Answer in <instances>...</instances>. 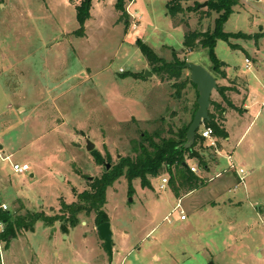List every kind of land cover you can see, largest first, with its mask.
<instances>
[{"label":"rangeland","instance_id":"374dc122","mask_svg":"<svg viewBox=\"0 0 264 264\" xmlns=\"http://www.w3.org/2000/svg\"><path fill=\"white\" fill-rule=\"evenodd\" d=\"M196 1L202 2L182 1L183 12L172 19L168 0H136L130 9L141 13L137 27L128 29L115 0H91L84 34L76 35L80 0H1L0 202L7 211L60 213L61 202L75 200L104 163L133 155L144 131L169 136L168 128L190 121L195 87L187 83L177 98L173 79L153 73L137 39L163 61H171L175 50L179 59L217 77L207 48L189 51L182 45L185 31L215 25L218 14L207 16L206 5L192 9ZM223 31L257 35L218 38L213 50L218 70L243 76L233 79L242 86L246 79L251 108L230 120L235 134L222 148L224 156L208 139L195 144L210 166L207 173L195 157H186L204 182L182 197L188 218L180 221L178 210L171 211L177 197L169 182L165 189L158 186L161 177L169 178L165 169L150 186L133 179L132 190L121 176L106 189L103 208L116 248L112 258L91 213L66 229L64 219L52 225L38 220L7 244L1 241L3 264H264V0H237ZM248 54L255 62L243 71ZM146 70L154 76H145ZM188 75L183 69L182 78ZM219 95L212 91L215 104ZM87 139L94 143L91 150ZM93 150L104 163L95 162ZM15 163L29 169L16 172ZM234 170L244 179L235 180L236 186L225 181ZM218 184L213 203L210 194Z\"/></svg>","mask_w":264,"mask_h":264},{"label":"trees","instance_id":"16d2710c","mask_svg":"<svg viewBox=\"0 0 264 264\" xmlns=\"http://www.w3.org/2000/svg\"><path fill=\"white\" fill-rule=\"evenodd\" d=\"M90 1L91 0H80L76 5V16L80 24V27L74 32L76 35L84 34V23L89 17ZM182 1L185 0H169L167 2L168 13L172 19L178 12H183ZM206 2V15L211 16L212 12L218 14L215 18L214 28L204 31L200 29L185 31L182 45L189 51L198 47L207 48L217 76L223 77L225 73L218 70L219 60L213 51L216 40L218 38L228 40L231 36H243L247 39H252L253 36L257 37V35L223 31V24L232 12V7L237 0H206ZM125 4L126 0H115L114 3L115 9L121 12V15L125 18L124 20L127 18ZM199 4H201V2H196L195 5L192 6V9L198 8ZM137 45L154 74L159 76L161 80L166 78L169 80L173 79L171 85L175 88L174 93L177 98L184 96L182 90L187 83L195 87L189 75L182 78V70L184 69L183 64L186 60L179 59L175 50H173L172 53V60L166 62L163 61L162 57H160L147 43L137 39ZM225 89V86L218 85L217 92L227 104L231 105L224 94ZM196 93L198 96L197 91ZM213 104L215 103L211 100V105ZM196 108L197 102L195 100L190 121L179 126L174 131L168 128L167 131L170 133L169 136H163L161 131L158 130L152 133L144 131L141 135V140L133 147V155L121 156L115 164H112L108 168L104 165V170L101 175L88 181L87 188L75 194V200L70 203L61 202L60 213L48 216L39 211H27L25 214L14 216L13 213L7 210H0V220L5 224L1 234V241L7 244V241L15 237L17 233L31 229L38 220L42 221L45 225H52L54 222L64 219L65 221H62L61 224L63 229L67 228V224L73 227L79 223L80 214L88 216L93 213L96 225L108 221L109 217L103 209L106 203L105 192L108 186L121 176L127 179L129 182V190H132L131 182L133 179H139L141 186H150V179L159 176L162 170L165 169L169 174V187L177 197H180L181 190H184L183 192L190 191L203 185L204 182L202 178L191 172L185 161L186 157H195L202 166L206 165L203 156L200 154V150L194 148L195 144L203 139L199 134L196 135L195 142L190 148H184L186 130L193 118ZM223 111V107L215 104L213 110H209V119L204 121L205 126L212 128L215 137L225 138L227 136L220 122ZM91 153L96 163H103L104 157L102 155L98 154L95 150Z\"/></svg>","mask_w":264,"mask_h":264},{"label":"crops","instance_id":"0c3cea01","mask_svg":"<svg viewBox=\"0 0 264 264\" xmlns=\"http://www.w3.org/2000/svg\"><path fill=\"white\" fill-rule=\"evenodd\" d=\"M203 1H206V0H202L201 4H203ZM135 2H136V0H135ZM196 2H198V1H196ZM134 4H132L131 6H133ZM201 4L198 5V8H200L202 6ZM134 10L136 11L137 15H139L141 13V12H139L136 9H134ZM126 24L128 25V29H129V27H130L129 22L127 21ZM192 30H194V29H192ZM202 31H204V30H202ZM182 41H183V39H182ZM245 58H248L249 59V64L246 67V64L247 63L245 62L243 71H246V69L247 68H250V65L255 62V58L251 57L249 54ZM143 60L145 61L146 59L143 57ZM244 61H245V59H244ZM146 63H147V61H146ZM221 71H223L225 73V76H223V77L222 76H217L216 77L214 74L213 75L215 76V78L217 80V85L225 86L226 89L224 91V94H225L226 98H228V100L231 103V105L227 104L222 99V96L219 95L220 96V100H219V102L217 104L220 105V107H223L224 108V111L222 112V119L220 120V122L222 124V127L225 129V131L227 133V137L226 138L216 137L217 138V141H220V143H221V149H219L220 144H218L219 142H217L216 149L218 150L217 151L218 153L217 152L216 153H217L218 156H224L223 154H221V150H222V148H224L225 144H227V142L230 140V137H232V134H235L233 132L234 126L230 124V120L232 118L237 119V120L242 119L243 116H244V114H242L240 110H242V108H244L245 109L244 110L245 113H247L249 111V109L251 108V104L249 102H247V98H248V86H247V82H246L245 77H244L245 82L243 83V86H242V85L238 84L237 82H235V80H233V79H236V77H243V76L238 75L237 73L236 74H233V72H228V70H225L224 68H221ZM152 76H154V75H152ZM263 89H264V86H263ZM247 128H248V126H246V129ZM246 129H244V131H246ZM2 147L3 146H0V148H2ZM227 155H230L231 156V154H227ZM227 155H225V156H227ZM214 164L217 165V163H214ZM191 165H193V164H191ZM209 169H210V166L208 164L204 165V171L206 173L209 171ZM237 173H238L237 170L236 171L235 170L232 171L230 173V175H228V177L225 179V181L226 182L229 181V182H231V184H234V186H235L236 184L234 182H235V180H237ZM197 175L199 177L203 178L202 175L199 174V172L197 173ZM201 186H204V184L201 185ZM197 188H199V187H197ZM197 188H195V189H197ZM219 188H220L219 184L218 185H215L214 188H213V190H212V192H211V194H210V199L212 200L213 203H214L215 194H218ZM193 190L185 191L183 195H180V197H177L176 196L177 197L176 198L177 201H176L175 205L179 202L180 205H181V208L184 210V212L186 214V218L185 219L181 220L179 218L180 221H185L188 218V215H187L186 210L184 209V205L182 203L183 202L182 201V197L184 195L188 194L189 192L193 191ZM175 205L173 206V208L175 207ZM173 208H172V210H173ZM165 216H164V218H165ZM115 249H116L115 248V244H113V252L115 251ZM1 263L3 264L2 261H1Z\"/></svg>","mask_w":264,"mask_h":264},{"label":"water","instance_id":"95a60500","mask_svg":"<svg viewBox=\"0 0 264 264\" xmlns=\"http://www.w3.org/2000/svg\"><path fill=\"white\" fill-rule=\"evenodd\" d=\"M206 1L201 4L206 5ZM183 68L189 71L190 80L195 84V89L198 92L196 99L197 108L194 112L193 118L186 130V141L184 148H190L194 142L198 129L201 124L209 119V106L211 104V94L213 90H217V80L215 76L203 67L201 64L194 62H185ZM145 76H151L149 70L145 71ZM94 147V143L90 140H86V149L91 150ZM185 163V162H184ZM109 164H107L108 166ZM91 178V177H90ZM96 230L103 241V245L108 252L110 258L113 256V239L112 231L110 228V222L104 221L96 226Z\"/></svg>","mask_w":264,"mask_h":264},{"label":"built area","instance_id":"2783aa9c","mask_svg":"<svg viewBox=\"0 0 264 264\" xmlns=\"http://www.w3.org/2000/svg\"><path fill=\"white\" fill-rule=\"evenodd\" d=\"M134 3H135V0H126V4H125V11L127 13L126 20L129 22L131 28H136L137 27V20L139 18V15H137L136 11L134 9L133 10L130 9L131 5L134 4ZM245 62L247 63L246 64V67H247L248 64H249V59L245 58ZM202 124L204 125V122ZM198 134L203 139H208V141H209L208 146H214L215 152L218 151L216 149V147H217V138L214 136L213 130H212L211 127H208V126L204 125L203 129ZM226 158H227V160H229V168H234V164L231 161V156L227 155ZM12 167H13V170L16 171V172H24V171L29 169V165L26 164V163L21 164V165L15 163V164L12 165ZM189 169H190L191 172H193L195 174L198 173V167L195 166V165H190ZM237 179H238L237 184L244 182L243 176L239 172L237 173ZM168 182H169V178L168 177H166V176L161 177L160 182L158 184L159 188L160 189H165L167 187V185H168ZM6 209H7L6 203L0 202V210H6ZM174 210H178L179 218L181 220L186 218V214H185L184 210L181 208V205H180L179 202L175 205V207L173 208L172 211H174ZM169 215H166L165 218H168ZM4 227H5L4 222L0 220V244H1V234H2V232L4 230Z\"/></svg>","mask_w":264,"mask_h":264},{"label":"flooded vegetation","instance_id":"af4514ba","mask_svg":"<svg viewBox=\"0 0 264 264\" xmlns=\"http://www.w3.org/2000/svg\"><path fill=\"white\" fill-rule=\"evenodd\" d=\"M103 163H104V161H103ZM104 164L107 166L106 163H104ZM108 167H110V164L107 166V168H108ZM97 225H98V224H97ZM97 225H96V226H97ZM102 242H103V241H102ZM113 244H114V243H113ZM0 245H1V244H0ZM1 250H2V248H1V246H0V257H1ZM1 264H2V263H1Z\"/></svg>","mask_w":264,"mask_h":264}]
</instances>
